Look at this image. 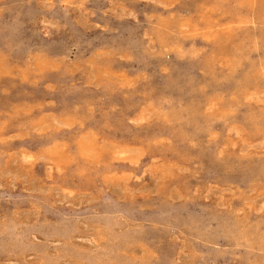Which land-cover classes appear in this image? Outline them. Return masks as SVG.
I'll return each mask as SVG.
<instances>
[{"label":"rangeland","instance_id":"rangeland-1","mask_svg":"<svg viewBox=\"0 0 264 264\" xmlns=\"http://www.w3.org/2000/svg\"><path fill=\"white\" fill-rule=\"evenodd\" d=\"M263 99L264 0H0V264H264Z\"/></svg>","mask_w":264,"mask_h":264},{"label":"bare ground","instance_id":"bare-ground-1","mask_svg":"<svg viewBox=\"0 0 264 264\" xmlns=\"http://www.w3.org/2000/svg\"><path fill=\"white\" fill-rule=\"evenodd\" d=\"M158 44H159V42H158ZM193 83H194V82H193ZM252 93H253V92H252ZM253 94H254V93H253ZM253 94H252V95H253ZM247 96H248V95H247ZM254 98H255V97H254ZM254 100H255V99H254ZM263 100H264V99H263ZM263 100H262V101H263ZM172 106H173V105H172ZM140 112H141V111H140ZM136 119H137V118H136ZM230 126H231V125H230ZM230 130H231V128H230ZM235 132H236V131H235ZM258 143H259V142H258ZM142 144H143V143H142ZM242 144H243V143H242ZM117 145H118V144H117ZM124 145H125V144H124ZM243 145H244V144H243ZM261 145H262V144H261ZM118 146H119V145H118ZM120 146H121V145H120ZM136 148H137V147H136ZM141 148H142V146H141ZM141 148H140V149H141ZM246 148H247V147H246ZM138 150H139V149H138ZM57 151H58V150H57ZM242 151H243V150H242ZM83 152H84V151H83ZM114 152H115V151H114ZM91 154L93 155V153H90V155H91ZM98 154H99V153H98ZM54 155H55V154H54ZM70 155H71V154H70ZM114 155H115V154H114ZM138 155H139V154H138ZM99 156H100V155H99ZM119 156H120V155H119ZM52 157H53V156H52ZM114 158H115V157H114ZM86 159H87V158H86ZM112 160H113V159H112ZM95 161H96V160H95ZM52 162H53V161H52ZM77 172H78V171H77ZM124 177H125V176H124ZM112 178H113V177H112ZM121 178H122V177H121ZM128 178H129V177H128ZM123 179H124V178H123ZM122 181H124V180H122ZM119 182H120V181H119ZM258 263H259V262H258Z\"/></svg>","mask_w":264,"mask_h":264}]
</instances>
